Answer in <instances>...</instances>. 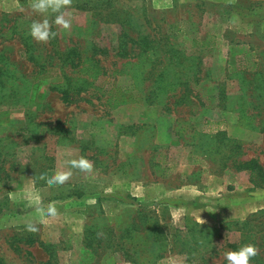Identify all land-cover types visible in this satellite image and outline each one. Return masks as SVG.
<instances>
[{"label": "rangeland", "instance_id": "374dc122", "mask_svg": "<svg viewBox=\"0 0 264 264\" xmlns=\"http://www.w3.org/2000/svg\"><path fill=\"white\" fill-rule=\"evenodd\" d=\"M31 3L0 0L4 262L264 264V0Z\"/></svg>", "mask_w": 264, "mask_h": 264}, {"label": "clouds", "instance_id": "9594fccd", "mask_svg": "<svg viewBox=\"0 0 264 264\" xmlns=\"http://www.w3.org/2000/svg\"><path fill=\"white\" fill-rule=\"evenodd\" d=\"M71 3V0H32V9L39 14L57 13L52 23L57 25H63L69 27L72 23V12L67 9V5ZM30 34L37 41H48L56 35L55 31L51 29V23L48 17L42 20L33 21L30 25ZM73 167H79L81 169H91L92 164L86 158L81 157L79 160L68 161ZM71 175V170L56 172L48 176L49 183H64ZM46 211L51 216L58 214L56 203L50 202L47 205ZM202 221V220H201ZM30 228H35V224H29ZM258 249L252 244H246L241 246L237 250H228L224 253V258L227 264H249L250 257L257 254Z\"/></svg>", "mask_w": 264, "mask_h": 264}, {"label": "trees", "instance_id": "16d2710c", "mask_svg": "<svg viewBox=\"0 0 264 264\" xmlns=\"http://www.w3.org/2000/svg\"><path fill=\"white\" fill-rule=\"evenodd\" d=\"M200 45H201L202 47H210V46H213L214 43L208 38V39H206L205 41H202V42L200 43ZM194 46H195V45H194ZM32 59H33V58H32ZM43 66H44V64L42 65L41 69L45 68V67H43ZM50 69H51V68H50ZM48 76H49V75L43 74V75H39V76L36 77V78H37V79H43V78H46V77H48ZM251 165L257 166L256 161L252 160V161L246 162V163L242 164V168L245 169V170H249V169L251 168V167H250ZM257 213H258V212H257ZM257 213L252 214V217H255V216L257 215ZM248 222H249V220L247 219V220L243 221V222L241 223V225H245V224H247ZM0 264H6V263L4 262V260H3L2 257H0ZM256 264H260V263H256Z\"/></svg>", "mask_w": 264, "mask_h": 264}]
</instances>
